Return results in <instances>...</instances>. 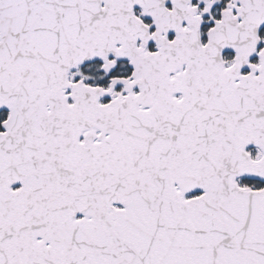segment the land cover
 Wrapping results in <instances>:
<instances>
[{"label":"snow or ice","instance_id":"obj_1","mask_svg":"<svg viewBox=\"0 0 264 264\" xmlns=\"http://www.w3.org/2000/svg\"><path fill=\"white\" fill-rule=\"evenodd\" d=\"M0 264H264V0H0Z\"/></svg>","mask_w":264,"mask_h":264}]
</instances>
